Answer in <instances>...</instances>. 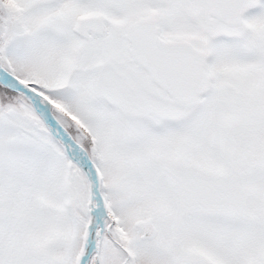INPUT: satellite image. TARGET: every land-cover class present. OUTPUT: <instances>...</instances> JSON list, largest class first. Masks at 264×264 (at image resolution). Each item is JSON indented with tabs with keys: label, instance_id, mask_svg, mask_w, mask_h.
<instances>
[{
	"label": "snow or ice",
	"instance_id": "1",
	"mask_svg": "<svg viewBox=\"0 0 264 264\" xmlns=\"http://www.w3.org/2000/svg\"><path fill=\"white\" fill-rule=\"evenodd\" d=\"M0 264H264V0H0Z\"/></svg>",
	"mask_w": 264,
	"mask_h": 264
}]
</instances>
